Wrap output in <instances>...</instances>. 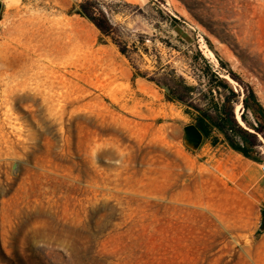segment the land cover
<instances>
[{
	"label": "rangeland",
	"instance_id": "1",
	"mask_svg": "<svg viewBox=\"0 0 264 264\" xmlns=\"http://www.w3.org/2000/svg\"><path fill=\"white\" fill-rule=\"evenodd\" d=\"M241 82L264 107V0H0V264H264L201 128L256 125Z\"/></svg>",
	"mask_w": 264,
	"mask_h": 264
},
{
	"label": "trees",
	"instance_id": "2",
	"mask_svg": "<svg viewBox=\"0 0 264 264\" xmlns=\"http://www.w3.org/2000/svg\"><path fill=\"white\" fill-rule=\"evenodd\" d=\"M216 35L220 37L219 34ZM238 56L243 60V57L240 54H238ZM230 73L231 75H234L232 74V72ZM241 84L244 89V97L242 99L243 107H249V105L251 106L256 118V125L249 123L250 127H243L236 120L234 116V109L228 110L227 106L223 105V117L221 118L222 121H220L219 118H215L214 116L205 114L204 118L208 123L207 126H210V129L204 126L201 128L206 139L210 138L212 134L211 128H213V130L217 129L224 134L225 140L231 148L240 152L246 157L255 159L252 153L255 151L254 149L259 145L257 132L264 133V107L259 102L252 85L244 82H241ZM229 111H231V116L233 118H230ZM227 116H229V118H226ZM242 118L246 120L244 112L242 113ZM226 122L230 123L228 124L230 126V130L227 129ZM250 128L252 130H250ZM213 137L215 138L213 140V143L217 142V136ZM239 137L242 139V142L238 140Z\"/></svg>",
	"mask_w": 264,
	"mask_h": 264
},
{
	"label": "crops",
	"instance_id": "3",
	"mask_svg": "<svg viewBox=\"0 0 264 264\" xmlns=\"http://www.w3.org/2000/svg\"><path fill=\"white\" fill-rule=\"evenodd\" d=\"M222 145V152L220 156L216 157V161L235 163L237 165L235 172L239 175L237 181L240 190L255 202L264 204V173L261 176L258 175L259 169L264 166V161L244 156L231 148L225 140L222 141Z\"/></svg>",
	"mask_w": 264,
	"mask_h": 264
},
{
	"label": "water",
	"instance_id": "4",
	"mask_svg": "<svg viewBox=\"0 0 264 264\" xmlns=\"http://www.w3.org/2000/svg\"><path fill=\"white\" fill-rule=\"evenodd\" d=\"M185 138L194 145H199L203 141V133L196 126L189 125L185 127ZM260 231H264V212Z\"/></svg>",
	"mask_w": 264,
	"mask_h": 264
},
{
	"label": "bare ground",
	"instance_id": "5",
	"mask_svg": "<svg viewBox=\"0 0 264 264\" xmlns=\"http://www.w3.org/2000/svg\"><path fill=\"white\" fill-rule=\"evenodd\" d=\"M224 78L226 79V80H228V81H230L231 82V78L228 76V75H225L224 76ZM233 81V80H232ZM238 119L240 120V122L242 123V121H241V119H240V116L238 115Z\"/></svg>",
	"mask_w": 264,
	"mask_h": 264
},
{
	"label": "built area",
	"instance_id": "6",
	"mask_svg": "<svg viewBox=\"0 0 264 264\" xmlns=\"http://www.w3.org/2000/svg\"><path fill=\"white\" fill-rule=\"evenodd\" d=\"M262 170L264 171V166H263Z\"/></svg>",
	"mask_w": 264,
	"mask_h": 264
}]
</instances>
